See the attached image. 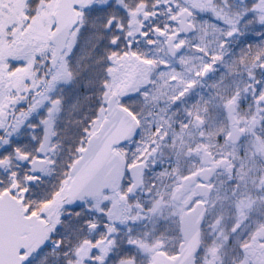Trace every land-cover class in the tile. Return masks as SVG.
<instances>
[{"label": "snow or ice", "instance_id": "6c2138e0", "mask_svg": "<svg viewBox=\"0 0 264 264\" xmlns=\"http://www.w3.org/2000/svg\"><path fill=\"white\" fill-rule=\"evenodd\" d=\"M0 264H264V0H0Z\"/></svg>", "mask_w": 264, "mask_h": 264}]
</instances>
